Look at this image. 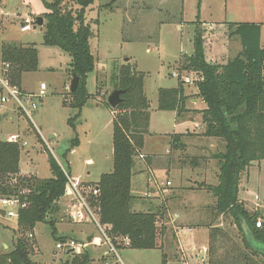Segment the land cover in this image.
Listing matches in <instances>:
<instances>
[{"label": "rangeland", "instance_id": "obj_1", "mask_svg": "<svg viewBox=\"0 0 264 264\" xmlns=\"http://www.w3.org/2000/svg\"><path fill=\"white\" fill-rule=\"evenodd\" d=\"M2 10L0 70L3 65L1 48L4 44L34 45L39 53V70L22 75V90L37 93L41 83L48 85L47 96L37 100L38 109L33 112L32 119L23 114L13 101L0 105V141L7 140L11 135H20L28 143L21 149V172L18 177H32L41 182L51 179L53 174L49 158L52 156L75 183L84 187L81 192L87 193L88 186L94 187L104 174L112 172L114 120L125 115L126 111L112 109L108 100L115 90L113 75L126 65L135 67L144 75L142 91L150 105V127L145 137V152L153 156H165L170 149L171 135H183L186 150L174 153L173 164L190 168L197 163L202 166L209 163L211 175L218 171L217 162L211 161V154L223 150V147L218 140H207L202 136L204 126L201 111L205 105L197 97L196 83L185 85L189 109L182 119H177L175 112L159 110V91L162 88H177L179 82L189 76L201 80L200 73L181 70L184 57L193 54V40L199 34L204 44L205 59L213 64H226L242 51L240 38L229 35L228 25L231 23L263 25L264 47V0H96L94 7L87 11V20L94 31L91 49L96 57V70L87 79L91 97L81 111L73 105L69 90L73 79L68 70L70 56L59 48L44 45V27L37 26L28 33L21 32L26 16L42 17L45 12L43 0H3ZM96 20L99 22L95 24ZM192 100H198L199 106L193 108ZM51 135L55 139L51 140ZM198 157H201L200 161ZM190 158H197L198 162L191 165ZM166 161L155 159L151 172L159 175V178L156 177L160 181L170 180L172 186L168 187L166 193H158L157 188L151 192L159 196L166 195L168 209L174 213L185 205L179 201L191 190L190 187L203 189L207 182L212 181L210 173L207 180L191 173L186 174L190 180L181 183L175 178L166 179ZM139 168L144 169V165L139 163ZM151 172L146 169L143 172L145 175L140 177V180L145 178L146 181H141L133 189L135 210H152L146 207L147 199L151 198L144 196ZM178 174L177 170L174 173L176 178ZM179 185L182 198L175 200L171 198L170 190ZM240 188V194L247 200L245 204L250 211L264 214V162L253 164L249 173L243 175ZM206 199L205 194H196L191 198L197 206ZM72 204V200L67 198L65 204L61 205L56 238L52 236L51 227L46 224H38L33 231H29L33 238L25 236V241L33 251V261L39 264L65 262L68 253L57 250L61 237L80 244L89 243L90 238H103L90 220L77 223L72 219ZM0 211H5L1 203ZM176 216L178 214L174 215L172 222L170 216L164 221L168 225L164 251L124 248L117 251L120 261L123 264H162L163 254L166 253L168 264L186 262V257L192 264H208V248L200 257V250L208 244V230L193 229L190 219L186 221L183 216ZM227 224L224 223L223 227L230 230ZM177 228L179 240L175 237ZM185 229L186 234H182ZM230 231L233 237H237L235 227ZM23 235L16 218L0 214V255L11 252L17 239ZM236 241L240 242L239 239ZM229 246L227 244L226 248ZM86 250L95 259L98 257L96 264H102L99 256L107 251V247L91 244ZM258 261L264 264L263 258H258Z\"/></svg>", "mask_w": 264, "mask_h": 264}, {"label": "trees", "instance_id": "obj_2", "mask_svg": "<svg viewBox=\"0 0 264 264\" xmlns=\"http://www.w3.org/2000/svg\"><path fill=\"white\" fill-rule=\"evenodd\" d=\"M95 3L96 0H43L45 12L41 16L46 21L43 26L44 45L59 48L70 56L69 73L72 78H80L79 88L71 96L73 105L80 111L91 97L87 79L96 70V57L91 49L94 31L87 20V11ZM2 4L3 0H0V12ZM98 22L96 20L95 24ZM228 31L231 37L240 38L242 51L237 57L222 65L207 62L199 34L193 40V54L184 57L181 69L201 74L196 87L197 97L205 105L201 111L202 136L218 140L223 147L211 156L217 162L218 184L204 186L215 199V215L207 224L210 229L207 258L208 264H261L258 258L264 259V214L250 211L240 201L239 194L243 175L253 164L264 162L263 25L231 23ZM1 51L3 65H10L12 82L22 88V75L39 70L38 50L34 45L4 44ZM113 84L115 90H127V94L122 96L123 103L116 108L125 110L126 114L114 120L113 170L104 174L94 186L99 189V195L90 194L87 200L96 219L108 229L114 241L116 239L119 249L126 248L122 240L128 238L131 249L164 251L167 209L165 206L147 211L133 209L136 197L132 192V181L139 173L140 162L144 161L150 169L155 159L165 158L170 167L174 153L185 151L187 144L183 135H171L169 147L173 155H144L145 137L150 127V105L142 91L144 75L135 67L126 65L113 75ZM159 110L175 112L176 118L182 119L188 111L183 81L177 88L160 89ZM21 149L18 144L0 141V198L20 196L28 204L17 220L24 235L17 239L11 252L0 255V264H39L32 260L33 251L25 236L38 224H46L56 238L57 216L67 199V176L52 156L49 158L51 179L41 182L32 177H18ZM198 160L190 158V164H196ZM24 189H28L27 192H23ZM222 215L230 216L229 226L232 228L229 229L235 227L237 237H233L230 230L215 227V222ZM58 240L65 241L62 237ZM227 244L230 245L228 248ZM67 255L68 259L62 264L95 262L87 250ZM167 256L163 254L162 264H168Z\"/></svg>", "mask_w": 264, "mask_h": 264}, {"label": "built area", "instance_id": "obj_3", "mask_svg": "<svg viewBox=\"0 0 264 264\" xmlns=\"http://www.w3.org/2000/svg\"><path fill=\"white\" fill-rule=\"evenodd\" d=\"M37 23V18H31L26 16L23 19L21 32L28 33L32 31ZM10 65H2V69L0 70V105H5L10 102H15L19 108L21 109L22 113L25 114L29 119H32V114L38 109L37 100H42L47 96L48 85L46 83H41L39 91L37 93H25L22 88H19L15 85L11 77L9 75ZM175 76H178L175 74ZM200 80V79H198ZM196 76H189L182 81L185 85H193L197 81ZM70 90V89H69ZM6 142L12 144H18L21 148L28 146V143L23 141L20 135H11ZM65 172V171H64ZM67 176V184H66V198L71 199L73 204L72 208L70 209V215L72 219H74L77 223H84L86 220H90L93 222L97 228L99 229L100 233L102 234L101 240H96L90 238L88 240L89 243L80 244L75 240H65L59 241L57 243V250L66 251L67 253L74 251L76 253H82L85 251L91 244L99 247H107V251L102 253V264H123L119 257H118V250H120L117 244L114 241V237L109 233L108 229L105 226H102L99 221L96 219L89 203L87 200L88 195L98 196L99 189L96 187L88 186L87 190L89 194L81 192L84 187L79 186L75 183L70 176L65 172ZM149 187L152 189L157 188L158 193L165 192L168 187L172 186L170 181H160L154 173L151 172L148 178ZM151 190L145 193V198H151L153 196V192ZM0 203L3 208H5V217L9 218H16L18 220L20 216V212L27 208L28 204L25 201L20 199V196H12V197H5L0 199ZM261 223H258L260 226ZM179 230L178 228L176 231ZM182 234H186V230L182 231ZM28 238H33L32 233H28L26 235ZM122 245L126 248L130 246V240L125 238L122 240ZM207 250L203 249V254L206 253ZM183 264H190L189 262H184Z\"/></svg>", "mask_w": 264, "mask_h": 264}, {"label": "crops", "instance_id": "obj_4", "mask_svg": "<svg viewBox=\"0 0 264 264\" xmlns=\"http://www.w3.org/2000/svg\"><path fill=\"white\" fill-rule=\"evenodd\" d=\"M2 14H4L3 10L0 12V15H2ZM24 92L25 93H32V92H28V91H24ZM192 104L194 106L193 108H196L197 106H199L198 105V100H192ZM187 109H189V108L187 107ZM207 140H209V139H207ZM212 140H214V139H212ZM197 150L199 152L200 149L198 148ZM207 152L208 153H211L210 151H207ZM143 154L144 155H149L148 153L145 152V149L143 150ZM169 154L173 155V152L170 153V149L167 150L166 155H169ZM214 154L215 153L211 154V156L214 155ZM198 158H201V157H198ZM162 159H165V158H162ZM211 161H215V160L211 159ZM140 163H142L144 165V169L139 168L140 169L139 170V173L134 177V179L132 181V192L133 193H134L133 189L138 186V183H140L141 181L145 180V178L144 179L142 178L140 180L141 175L142 176L145 175V173H143V172H145L146 169L148 171H150V172L152 171L151 170L152 167L150 169H148V167H147V165L145 164L144 161L143 162H140ZM173 163L171 164L170 167H168L166 169V179H170V178H173L174 179L175 178L177 181H180V183H181V182L190 180V176L189 177H186V174L187 173H191V175L194 174V175H197L199 178H202V179L204 178V180L205 179L207 180L209 178V176H207V175H208V173H210V176H211L210 177V181H212V183H208L207 182V185L215 186V185L218 184V173H219V171H217L213 175H211V172L209 170V165H210L209 163L204 164L203 166L201 164L200 165L197 164L196 166L194 165L193 167H190V168H187V166H185V167H182V166L181 167H178V166H175ZM214 165H215V163H214ZM177 170H178V173H179L178 174V178H176L177 176L174 175V173H176ZM248 173H249V171L247 173H245V174H248ZM156 176L158 177L159 175H156ZM161 181H163V180H161ZM149 188L150 187L148 186V189L147 190H151V188L150 189ZM180 188L181 187L179 185V186H176V187H174L173 189L170 190L171 191V194H172L171 195V198H173L175 200H179L180 198H182L180 196L181 195L180 192H181L182 189H180ZM190 189L191 190H189V191H187L185 193L186 196H183V199L179 201L180 203H184L185 205L182 206V209L175 210L174 213L173 212L171 213V211H169V209H168V205H167V203L165 201L166 200L165 198H167V197H165L166 195L159 196L157 193L153 194V196L151 197L150 200L147 199V205H146V207L148 206L151 209V208H153V205H155L156 207H154V208L157 209V208H159L161 206H165V208L167 209V217L170 216V219H171L170 221L171 222L174 219V215H177L178 214V216H183V219L186 220V221H188V219H190V221H191V224H190L191 225V228H193V229L206 228L208 230V232H209V238H208V244L206 246H203L202 249L200 250V253H201L200 254V257H202L203 256V249L204 248L205 249L209 248V244H210V229L208 228L207 224H208V222H210L213 219L212 217H214V215H215V213H213V207L215 206V199H214V197H213V195L211 193H209L207 190H204L205 188L198 189L195 186H192V187H190ZM147 190H146V192H147ZM240 191H241V188H240ZM166 192H167V189L165 190L164 193H166ZM174 194H176V196ZM196 194L197 195L198 194H205V196L207 197L206 201L205 202H201V204L198 205V206L195 205L196 203H194L191 200V198H193L194 196H196ZM239 198H240V201L241 202L246 203L247 200H245L241 194H239ZM158 204H160V206H158ZM137 211H147V210L145 209V210H137ZM178 216H176V217H178ZM180 219H181V217H180ZM224 223H228L227 225H230L231 224L230 216H228V215H226V216L225 215L220 216V218H218V220L215 222L214 225H215V227L224 228L223 227L224 226ZM231 228H232V226H231ZM236 235L238 236V233ZM175 237H176L177 240H179L178 239V237H179L178 230L176 231ZM177 242L180 244L179 241H177ZM101 256H102V254L99 256V258H101ZM93 259L95 261L94 264H96V262H97L96 260L98 259V257H97V259H95L93 257ZM186 260L187 261H190V259L187 258V257H186ZM183 263H184V261H182L180 264H183ZM190 264H192L191 261H190Z\"/></svg>", "mask_w": 264, "mask_h": 264}, {"label": "water", "instance_id": "obj_5", "mask_svg": "<svg viewBox=\"0 0 264 264\" xmlns=\"http://www.w3.org/2000/svg\"><path fill=\"white\" fill-rule=\"evenodd\" d=\"M36 25L38 27H43L44 26V18L42 17H38L37 18V23ZM126 61H128V59H126ZM79 84H80V78L77 77V76H74L73 79H72V82H71V85H70V92L71 93H76L78 88H79ZM127 94V90H114L113 93L110 95L109 97V105L112 109H116L121 103H123V98L122 96L126 95ZM55 136L51 135L50 136V139H54ZM3 142H6V140H4ZM0 214L5 217V211H0ZM91 240V239H89ZM74 251H71L69 252L68 254L70 253H73ZM12 264V263H10Z\"/></svg>", "mask_w": 264, "mask_h": 264}]
</instances>
